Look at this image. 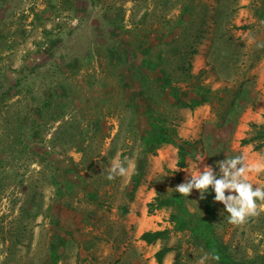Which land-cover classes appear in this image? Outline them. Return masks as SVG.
<instances>
[{"label": "rangeland", "instance_id": "rangeland-1", "mask_svg": "<svg viewBox=\"0 0 264 264\" xmlns=\"http://www.w3.org/2000/svg\"><path fill=\"white\" fill-rule=\"evenodd\" d=\"M263 4L0 0V264H53L55 252L57 264H158L163 246L172 248L163 264H194L208 253L175 229L172 208L150 215L147 204L177 193L169 189L202 161L201 169L215 168L243 154L250 166L264 165V138L253 127L264 125V18L256 12ZM154 65L187 99L203 85L221 91L220 100L195 110L177 105L149 70ZM234 103V121H221ZM149 107L181 138L201 141L200 162L178 174V148L165 144L146 155L131 201V178L151 133ZM251 137L256 142L241 144ZM113 159L130 161L126 178H106ZM248 179L264 187V171ZM184 199L190 212L203 214L197 191ZM214 226L237 261L264 255V210L233 225L216 202ZM163 229L172 231L168 240H141ZM205 264L217 263L209 254Z\"/></svg>", "mask_w": 264, "mask_h": 264}, {"label": "trees", "instance_id": "trees-1", "mask_svg": "<svg viewBox=\"0 0 264 264\" xmlns=\"http://www.w3.org/2000/svg\"><path fill=\"white\" fill-rule=\"evenodd\" d=\"M219 9L220 6H217L215 12L217 11L218 13ZM185 12H190V9H187ZM256 12L260 14L261 18H264V4L263 9L257 8ZM181 17H183V15ZM179 23H183L182 18H179ZM234 27L238 29L249 28L248 26ZM149 52L150 49L145 51V53H147V58L149 56ZM147 58L145 57L144 61L146 65H149L150 61H148ZM149 70L153 73L157 72V74L161 77V89L163 91H168L170 98H172L175 103L181 107L189 108L191 110H195L206 104H211L214 107L216 101L220 100L218 95L221 91L215 92L211 88H206L203 85H197L195 92H193L194 96L191 99H187L185 97V93H182L181 88L174 85L172 76L166 69L159 67L158 65H154ZM134 75L136 76L137 74L134 73ZM233 106H240V103H234V105L231 104L228 107L226 115L221 116V121L227 124L230 119L231 123L234 121L238 112L233 108ZM147 112L149 113L148 117L151 120V133L144 139L145 158L136 165L135 172L131 178L129 193L131 201L134 200L135 194L146 175V169L148 166L146 155H156L158 150L165 144L176 146L178 148V159L176 165L178 168L177 173L179 174L182 170L188 167L190 161L196 160L199 146L201 144L200 140L191 141L181 138L174 128H170L166 125L162 116L157 115L152 107H149ZM253 127L258 129L260 138H264V125L258 126L254 124ZM256 140L257 139L255 137L245 138L241 140V144H253ZM260 146L261 145H258V147ZM206 196L207 198L202 200L203 214L190 212L187 208L184 197L179 193H174L170 196H156L153 201L147 204L148 214L153 215L157 210L172 208L174 211L170 215V222L174 224L175 229L179 232H189L191 238L197 246L205 249L211 257H218V259H213L217 264H264V255L248 261H237L232 256L229 245L219 237L214 226L216 214V202L214 199L215 193L212 189H209ZM124 211L125 213L129 212L127 208H125ZM171 233L172 231L170 229L150 230L141 235V240L148 245H153L158 241L168 240ZM171 251V247L163 246L155 253L156 262L158 264H163L165 257ZM57 260L58 257L55 252L52 255V263L57 264ZM174 264H177V262Z\"/></svg>", "mask_w": 264, "mask_h": 264}, {"label": "clouds", "instance_id": "clouds-1", "mask_svg": "<svg viewBox=\"0 0 264 264\" xmlns=\"http://www.w3.org/2000/svg\"><path fill=\"white\" fill-rule=\"evenodd\" d=\"M196 160L200 162V157L197 156ZM200 164H203V161L198 164L195 171L185 169L184 181L169 191L188 198L195 190L199 193V200H205L206 193L212 189L215 193V202L224 205L227 219L233 225H242L250 217L259 215L260 210H264V187L254 186L248 179L250 174L264 171V165L250 166L243 154L218 161L215 168L219 169V173L213 166L206 164L201 169ZM131 167L127 159L124 161L113 159L104 172L107 171L106 178L111 181L117 177L126 178ZM211 258L218 259L216 256ZM208 259L209 254L205 253L195 260L194 264H205Z\"/></svg>", "mask_w": 264, "mask_h": 264}]
</instances>
